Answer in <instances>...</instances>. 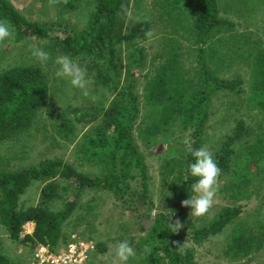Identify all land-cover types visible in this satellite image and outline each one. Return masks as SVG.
<instances>
[{
    "label": "trees",
    "instance_id": "1",
    "mask_svg": "<svg viewBox=\"0 0 264 264\" xmlns=\"http://www.w3.org/2000/svg\"><path fill=\"white\" fill-rule=\"evenodd\" d=\"M57 1L66 11L81 10L79 0ZM229 1L235 4L245 2ZM131 2L132 0H93L92 11H87L89 17L85 27L73 35L63 33L61 38L53 33L56 29L63 32L59 22L41 23L26 19L9 0H0V21L12 26L16 41L21 40L26 33L39 38H49L55 42L59 52L83 59L86 69L96 70V80L106 84L111 80L110 76L113 73L116 79H119L121 74L120 62L117 61V47L120 42L144 39L150 29L151 23L148 20L128 21ZM156 4L159 6L163 4L166 9L173 10L175 20L182 15L187 16L188 25L184 29L193 37L196 58L191 69L182 67L181 48L174 39L172 42L175 45H168L169 51L165 53L164 62L157 67L153 76L146 78L148 80L143 85L144 102L154 116L143 130L145 141L167 131L177 120L182 128L191 131L194 137L191 148L198 149L207 132L211 92L224 90L236 95L243 92V88H240L242 83L240 76L237 75L233 79L220 77L212 68L213 65L216 67L230 60L226 51L227 45L220 47L211 37L221 33L223 29L230 30L232 22L220 16L219 0H156ZM139 51L141 52V49ZM254 51L250 90L246 102L252 107L264 108V46ZM94 54L99 58L108 56L106 71L101 69L104 65L101 64L99 67L98 63H94L92 59ZM88 60H91L90 63ZM110 70L114 72L110 73ZM128 77L131 79L127 85L129 90L127 97L118 98V102L113 101L109 107L95 106L87 109V113L79 108L63 109L61 106L51 104L45 108L55 121L63 120L66 137L71 128V124L69 125L71 116L83 125L93 122L90 131L85 133L82 141L78 143V158L81 163L103 165L105 174L88 177L72 164L48 157H43L36 164L21 169L0 170V225L6 229L12 241L31 248L40 242L54 249L59 241L67 239L62 235L61 227L72 214L76 203L67 202L63 208L56 211L47 208L46 204L58 196L56 190L58 186L55 182L51 181L43 186L41 190L43 198H40L37 206L18 207L20 195L33 180L48 181L54 177H61L76 185L77 190L85 186L108 189L112 191L115 199L127 202L130 206L135 207L140 201L147 210L153 208L145 157L133 136L140 102L133 90L136 75L131 72V68L126 69L125 79ZM47 93L46 77L35 66L15 65L0 70V141L18 136L32 125L37 112L44 106ZM236 122L233 131L220 143L215 160L222 173H229L228 182L231 187L229 195L237 203V200L246 198L247 188L256 176H262L259 179L264 178L262 164L264 144L261 143L262 138L254 141L253 137L251 142H245L240 148H235V143L252 133L247 131L244 120L238 119ZM180 152H182L180 148L173 147L167 154V157L173 160L170 159L169 172H174L176 167L179 168L176 172L177 178H182V168L193 162L191 153L186 154L187 151L174 159ZM241 210L242 205L222 208L218 217L209 226L192 232L194 241L197 242L215 232L227 219L238 217ZM136 217L139 227L147 233L142 241L141 250L142 257L150 264H200L195 259L192 248L185 256H181L172 241V230L167 223L169 215L155 216L152 225L147 229L142 222L144 216L136 214ZM28 221L34 223L33 232L22 237L23 225ZM263 226L261 224L260 228ZM249 230L251 228H244V224L239 222L228 237L227 249L238 256L255 253L260 248L264 235L262 232L255 233ZM2 248L3 243L0 239V264H16L3 253ZM250 264L258 263L254 261Z\"/></svg>",
    "mask_w": 264,
    "mask_h": 264
},
{
    "label": "rangeland",
    "instance_id": "2",
    "mask_svg": "<svg viewBox=\"0 0 264 264\" xmlns=\"http://www.w3.org/2000/svg\"><path fill=\"white\" fill-rule=\"evenodd\" d=\"M9 1L26 19L41 23L59 22L63 32L56 29L53 33L60 38L64 35L63 33L73 35L75 32H80L88 21L87 11L91 12L94 5L93 0H79L81 10L66 11L57 0ZM219 5L220 16L231 21L232 26L230 30L223 29L224 31L216 33L211 38L220 47L227 45L226 51L230 60L216 67L213 65L212 68L220 77L233 79L237 75L240 76L242 80L240 88H243V92L236 95L224 90H216L210 94L207 132L204 138L202 137L204 140L201 147L211 151L214 159H216L220 143L227 134L233 131L238 119L244 120L247 131H252V133L235 143V148H240L245 142H251L253 137L254 141L262 138L261 143L264 144V108L252 107L246 102L250 90L254 49L264 46V0H245L243 4L219 0ZM173 13V10L166 9L163 4L162 6L157 5L156 0H132L127 16L128 21L148 20L151 23L150 29L144 39L120 42L121 44L117 47V61L120 62L121 74L119 79H116L114 70H110L113 75L106 84L96 80V70L86 69L83 59L59 52L55 42L53 43L49 38H39L26 33L21 40L16 41L12 26L6 23L12 36L5 41H0V70L15 65L35 66L46 77L48 93L44 99V106L37 112L32 125L18 136L0 141V170L3 168L21 169L36 164L43 157H48L70 163L88 177L105 174L106 170L103 165L81 163L78 158V143L82 141L83 135L90 131L93 122L83 125L71 116L69 121L71 128L66 137L63 131V120L55 121L50 112L45 111V108L51 104L61 106L63 109L79 108L87 113V109L95 106L109 107L118 98L127 97L126 94L129 91L127 85L131 78L125 79V76L126 69L131 68V72L136 75L133 90L140 102V110L133 127V136L145 157L148 188L153 208L147 210L143 202L136 203L138 207L137 205L130 206L127 202L115 199L112 191L108 189L85 186L77 190L76 185L70 184L68 180L61 177H54L48 181L33 180L20 195L18 207L37 206L40 198H43L41 193L43 186L48 182H55L58 186L56 189L58 196L53 197L46 207L56 211L63 208L67 202L75 201L76 203L72 214L62 223V235L67 239L58 244L57 250L65 245L72 235L81 237L91 242L94 247L87 264H116L113 250L123 240H128L137 252V255L130 259L129 264H150L142 257L141 245L147 233L139 227L136 214L144 216L147 228H150L157 215L163 214L166 217L169 215V223L179 220L184 227L178 232L171 231L172 241L181 256H185L192 248L195 259L200 264H250L254 261L264 264V238L260 248L250 255L238 256L227 249L228 237L239 222L244 224V228H251L249 231L262 232L264 235V226L260 228L261 224L264 225V178L259 179L262 176H256L247 188L246 198H241L236 203L229 195L230 175L221 171L217 178V193L212 207L202 216H193L190 215L191 209L183 207L181 201L194 195L191 191L194 178L189 175L186 165L182 168V178H177L178 167L174 172H169L172 158L167 157L173 147L180 148L182 151L179 155H175L174 159L180 157L181 154L184 155L185 151H187L186 154L189 153V148L194 142L191 131L182 128L175 120L173 126L167 131L145 141L143 130L151 122L154 114H151V110L145 106L143 85L148 80L146 78L153 76L157 67L164 62L165 53L169 51L167 50L168 45H175L172 40H177V44L180 45L181 66L191 69L195 65L194 40L184 29L188 25L187 16L182 15L175 20ZM36 48H43L50 53V60L46 65L39 63L32 55V51ZM62 55H68L82 68L89 92L88 96H84L82 90L73 89L66 78L55 76L58 65L54 61ZM89 58L88 56L87 59ZM107 58V55L105 58H99L96 54L92 56L95 64L98 63L99 67L101 64L104 65L101 69L105 71L107 70ZM195 82L198 83L196 80ZM262 164H264V158ZM237 205H242L238 217L227 219L215 232L197 242L194 241L192 232L195 229L209 226L218 217L222 208H233ZM151 212L154 214L153 219L150 216ZM33 229L34 223L26 222L23 225L21 236L31 234ZM0 239L3 243V253L16 264H22L21 257L29 252L27 248L32 249L27 247L28 245L12 241L6 229L1 225Z\"/></svg>",
    "mask_w": 264,
    "mask_h": 264
},
{
    "label": "clouds",
    "instance_id": "3",
    "mask_svg": "<svg viewBox=\"0 0 264 264\" xmlns=\"http://www.w3.org/2000/svg\"><path fill=\"white\" fill-rule=\"evenodd\" d=\"M11 36L12 32L10 31L9 26L5 22L0 21V41H4ZM32 55L41 64L46 65L50 60V53L45 51L43 48L34 49L32 51ZM54 62L56 65H58L57 71L55 72L56 77L66 78L73 89L82 90L84 96L89 95V92L87 91L85 74L82 68L77 63H75L71 57L68 55H62L57 57ZM189 152L191 153L193 162L188 165V173L191 177L195 178L194 183L191 185V191L194 195H190L187 199L181 201V205L191 209L190 215L198 217L207 213L213 205V201L217 193V178L220 175L221 170L218 167L217 161L213 157V153L207 148L200 147L198 149H193L190 147ZM167 223L171 226L172 232H178L184 227V225L179 220H176L172 223ZM60 242L61 241H59V243ZM38 244L43 243L39 242L36 245ZM55 248H58V245ZM33 249L34 247L32 250ZM32 250H29V252L26 254L24 253V256L21 257L22 259L20 258L22 264H26V257ZM113 254L116 264H129L130 259L135 257L137 252L128 240H123L115 246ZM90 255L87 263H89Z\"/></svg>",
    "mask_w": 264,
    "mask_h": 264
},
{
    "label": "built area",
    "instance_id": "4",
    "mask_svg": "<svg viewBox=\"0 0 264 264\" xmlns=\"http://www.w3.org/2000/svg\"><path fill=\"white\" fill-rule=\"evenodd\" d=\"M93 248L91 242L72 235L58 250L48 245H36L26 257V264H87Z\"/></svg>",
    "mask_w": 264,
    "mask_h": 264
},
{
    "label": "water",
    "instance_id": "5",
    "mask_svg": "<svg viewBox=\"0 0 264 264\" xmlns=\"http://www.w3.org/2000/svg\"><path fill=\"white\" fill-rule=\"evenodd\" d=\"M153 216H154L153 213H151V219H153ZM145 227H147V224H145Z\"/></svg>",
    "mask_w": 264,
    "mask_h": 264
},
{
    "label": "flooded vegetation",
    "instance_id": "6",
    "mask_svg": "<svg viewBox=\"0 0 264 264\" xmlns=\"http://www.w3.org/2000/svg\"><path fill=\"white\" fill-rule=\"evenodd\" d=\"M145 220H146V219L144 218V219L142 220V222L145 223ZM145 224H146V223H145ZM146 229H147V227H146Z\"/></svg>",
    "mask_w": 264,
    "mask_h": 264
}]
</instances>
